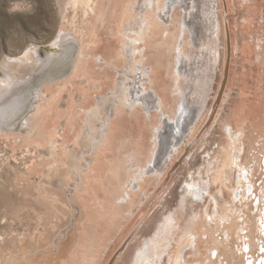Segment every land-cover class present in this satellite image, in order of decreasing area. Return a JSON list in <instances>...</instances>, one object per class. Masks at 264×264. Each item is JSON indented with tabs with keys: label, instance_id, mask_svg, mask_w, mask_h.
Instances as JSON below:
<instances>
[{
	"label": "rangeland",
	"instance_id": "rangeland-1",
	"mask_svg": "<svg viewBox=\"0 0 264 264\" xmlns=\"http://www.w3.org/2000/svg\"><path fill=\"white\" fill-rule=\"evenodd\" d=\"M202 1L205 0H185L183 4L187 10L182 12L179 10L180 16L194 5L192 11L201 19L199 6ZM158 2L162 7L166 0H158ZM212 4L213 8L215 6L213 12L216 14L219 28L216 61L208 54L202 67L200 66L202 60L200 61L195 55L196 50L206 49L204 48L206 45L204 43L207 41L205 22L199 23L204 26L195 27L194 34L197 40L199 39L195 44H199L200 49L189 44L191 42L189 30L183 35L187 55L192 57L194 55V64L192 63L189 69L190 77L181 80L180 85L183 94L185 93L183 95L186 97L185 103L183 105L179 103L178 107V101L172 95L176 55L175 51L170 50L176 44V41L172 40L166 45L167 50H164L167 70L159 75L162 81H156L153 87L160 95H164L165 116H161L157 111H153L149 116L141 109L135 112L124 108L123 117L117 120L120 129L115 136L121 137L119 139L121 141L116 143L110 153H107V158L116 159L117 165L118 162L121 163L120 178L124 176L127 183L121 178L119 180L124 182L117 184V181L110 177L112 185L116 190L117 186H122L123 188L119 187L120 192L130 187L133 189L137 187L136 185L141 181L140 177H143L141 166L151 168L150 151L153 148L155 130L160 126L163 130L159 139L161 144L158 147L164 157H160V160L157 157L154 161L158 166V173L153 175L152 179L148 176L149 178L146 177L145 180L144 177L146 182L140 194L134 196L130 206L122 207L120 216L108 220L107 217L114 214L105 204V212L101 209L104 218L98 220L97 228L88 224L90 235L88 240L82 241L79 238L80 229L85 221L84 214L80 216L76 206L82 202L81 194L77 191L73 193L75 196L71 194L70 202L66 190L74 180L71 172H77L84 162L78 152L88 148L91 133L95 129L93 127H96L93 119L86 118L88 115L86 110L97 105V97L110 96L115 85L118 84L120 72L108 66L104 69H94L91 80L99 81V84L94 83V86L92 81L76 78L72 87L63 90L56 108L48 114L46 127L44 126L47 130L44 128L42 135L37 137L40 144H30L28 138L18 136L19 130H7V133H16L11 138L0 136V264L7 262L62 264L66 259L71 264V252L76 250L78 241L83 243L77 259L78 264H134L138 252L139 256H142L140 259H154V262L159 261L160 264H201L200 259L196 260L200 252L197 249L194 253L193 248L196 240L192 238L191 231L194 228L188 230L185 226L192 212L199 214L198 228L202 221L206 222L207 214L213 211L214 201L211 196L214 194H219L222 202L232 203V199L237 197L235 203L238 206L235 210L237 217H246V213L252 210L250 206H253L255 232L260 231L258 217L260 214L264 216V0H212ZM64 6L66 7V0H0L1 83L7 85L9 82L4 74L7 61L18 59L33 48L49 59L63 50L55 45L59 34L63 30L74 31L69 10L65 11ZM116 12L114 11V14ZM112 27L102 26L97 30L98 37L96 43H93L94 50H90L91 52L106 55L109 48L115 45L117 48L120 47L122 39H115L112 32L115 28ZM84 42L91 43L88 35L84 37ZM117 61L116 68L122 69L124 62ZM103 76L107 78H100ZM27 79L29 77L25 80ZM53 90V86L50 85L48 94ZM85 93L87 96L84 100ZM10 94L11 92L8 93L9 97ZM4 96L7 95L3 94L2 97ZM138 98H142L141 93ZM195 109L198 114L195 113ZM167 115L171 118L175 117L181 124L180 132L176 137L179 139H177L176 151L172 147V139L169 135L171 129L167 124H163ZM73 118H76L74 121L79 119L74 123ZM204 123H207L206 127ZM227 125L231 126L233 136L238 135L234 138L235 141L230 139ZM190 128L193 130L191 131ZM55 131L61 134V138H58L57 150L52 153L46 142L49 134ZM239 131L243 134H239ZM123 139L129 141H122ZM126 141L129 145L124 143ZM137 141L142 145L144 157L140 155V158L138 155L137 158L135 155ZM227 150L230 155L227 154ZM129 152L134 156L130 157ZM235 153H239V156ZM234 157L237 159L234 160ZM224 159L228 161L224 163ZM133 162L135 166L139 163L136 167L141 171L134 167ZM109 167L108 164L107 168ZM129 167L135 168L136 170L132 169V171L136 172L132 174ZM219 170H223V174L227 171L226 185L213 179L216 171ZM128 173H131V177ZM150 176L153 177L152 174ZM238 181L243 185L240 189H238L240 186ZM196 187L202 191L201 197L192 196V191L194 192ZM253 188L260 197L259 204L251 190ZM110 190L107 191L109 196ZM116 190L113 192L115 193ZM106 194L100 195L110 205L112 199ZM243 217L239 218L238 222ZM217 224L218 222L216 225L212 222L208 226L207 239L220 237V228L215 229ZM245 240L246 238L242 237L238 241L242 244ZM139 249L141 250L138 251ZM83 256L86 257L84 263ZM253 263L261 262L253 261Z\"/></svg>",
	"mask_w": 264,
	"mask_h": 264
},
{
	"label": "bare ground",
	"instance_id": "bare-ground-1",
	"mask_svg": "<svg viewBox=\"0 0 264 264\" xmlns=\"http://www.w3.org/2000/svg\"><path fill=\"white\" fill-rule=\"evenodd\" d=\"M184 2L185 0H166V3H164L161 7L158 0H66V7L64 6V10H69V15L71 16L70 22L74 25V31L72 32L63 30L59 34L58 42L55 43V45L57 44L60 49L63 50L55 53L54 56L49 59L43 57L39 50L33 48V50L27 51L22 57L12 61H7L5 64L4 74H6V77H8L9 82L7 85H4L0 82V136L11 138V136H15L16 133H7L6 131L19 130L17 133L18 136H23L25 139L28 138V142H30V144H40L38 142L40 140L37 137L42 135V130L46 127L45 124L48 114L56 108V104L57 102L59 103L58 99L61 98L60 96L61 93H63V90H65L67 87H72L75 84L76 78L79 77L85 79L86 81H92L94 86V83L99 84V81L96 79L95 80L97 82L91 80L94 69H104V67L108 66L110 68L116 69L118 73L120 72V74H118V84L115 85V89L113 92H111L110 96L107 97L101 95L97 97V105L93 106L92 109L86 110L88 114L86 118H90V120L93 119V121H95L96 127H93L95 129L91 133V141L88 148L78 152L79 155L83 157L84 162L80 165L77 172L74 171V173L71 170V173L74 175V180L72 181L71 185H69V189L66 190V196L70 202L72 200L71 194L76 191L77 193L81 194L80 196L82 198V202H79L80 205H75L79 209L78 214L80 216L84 214L86 221H84V223L82 222L83 226L80 229L79 238L82 241L85 239L88 240L90 237L89 230L87 229L89 227L88 224L92 225L94 228H97L98 220L103 216L101 209L104 211V208L106 209V207L107 209L109 207L111 208L114 216L109 215V217H107L108 220H110V218L114 219V217L120 216L122 213V207L124 205L130 206L134 196L140 194L144 182L147 180L146 177L149 176L152 179L154 178L153 175L158 173V166L154 161L157 157L159 160L160 157H164V154L158 147L161 144L159 143V139L161 138V130H163L160 126L159 128L157 127V130H155L156 135H154L153 148L152 150L150 149L151 156L149 165L151 168L140 165L143 172V179L140 177L141 181L138 185H136V188H127V186L124 185L125 188H127L126 191L123 190V192H120L119 189L123 188L122 186H117L118 188L116 190V187L112 185L111 181L114 179L117 181V184L118 182H124L123 180L120 181L121 178L124 177L123 176L120 178L121 163L118 162L119 165H117L116 159L113 160L107 158V153H110L116 143L121 141L119 140L121 137L117 138L115 135H117L119 132L120 123L117 120L120 117H123L125 112L124 108L131 109V111L135 112H137L138 109H141L149 116H151L153 111H157V113L161 116H165V112L163 111L165 107L163 101L164 95H160L159 92L153 87L155 86L156 81H162V78L159 77V75L164 74L167 70L168 64L164 59V54H166L164 53V50H167L166 45L169 43V41H176V44L170 48V50H173L176 53L174 58V87L172 86V89L174 90L172 95L174 98L176 97L178 101V107L179 103L183 105L186 100V97H183L185 93L183 94L184 91H182V86H180L181 80L190 77L189 69L191 68V64H194V55L193 57L187 55V52L185 51L186 42L183 35L189 30L191 32V42L189 44L194 46L196 49H200L201 46L199 44H195L196 41H199V39L197 40L196 35L194 34L196 32L195 27L203 25H199L200 22H205L207 25V27L205 25L206 28L203 27L207 30V32H205L207 33V35L205 34V37H207L205 39L207 41L200 38L201 40L206 41V43L203 42L206 44V47L204 46L206 49L203 48L205 51L196 50L195 55L196 57L200 58V61L202 60L200 62V66H202L206 61L205 57L208 54H210L211 59L213 58L216 61V41L219 28L218 22L216 21L217 18L215 17L216 14L213 12L215 6L213 8L212 0L200 2L199 12L202 16L201 19L196 17L192 11L194 5L191 6L188 12L180 16L179 10H181V12L182 10H187V7H185L183 4ZM113 10L117 11L116 14H114ZM77 17L79 18L76 19ZM102 26L105 28L113 26L115 30H111L114 33L115 39L118 40L121 38L122 41L119 44V48L115 47L117 46L115 45L109 48V52H107L106 55H97L96 53H93L94 51H91L93 49V43H96V38L98 37L97 30ZM87 35L90 38L91 43L84 42V37ZM94 46H96V44H94ZM197 51H199V53ZM117 60L124 62L122 69L118 70V68H116ZM210 65L212 64L210 63ZM95 66L97 67L95 68ZM202 67L199 68L201 71ZM27 77H29V79L25 80ZM100 78L104 79L107 78V76ZM50 85L53 86L54 90L52 93L50 92L48 94V88H50ZM9 92H11L10 97L8 96ZM140 93L142 95L141 99L138 98ZM3 94L7 96L2 97ZM45 94L48 95L46 96ZM86 96L87 93L83 95L84 100L86 99ZM70 108H72V106ZM195 113H197L196 109ZM166 118L167 119H164L163 124H167V126H169L171 129H169L171 131L169 135H171L172 147H174L176 151L175 147L179 140L176 137L178 136L177 133L179 134L180 132L181 124L176 121L175 117L171 118L169 115H167ZM74 119L76 118H73V122L75 123L79 118H77L76 121H74ZM206 120L204 121L206 122ZM205 124L207 123H204V125ZM204 127H206V125ZM45 129L47 130V128ZM226 129L230 133L231 140H234V138L238 136L232 135L233 132L231 126L227 125ZM190 130L192 131L193 128H190ZM52 133L49 134L50 136L48 137L46 144L49 146L50 152L54 153L59 146L58 138H61V134L57 131H55L53 134ZM239 134H243V132H240ZM167 139H169V137ZM125 140L128 139H123L122 141ZM124 143L128 144L127 141ZM232 143L233 142H231V144ZM124 146L126 145L124 144ZM134 146H136V144ZM141 146V143L138 142L136 149L137 151L135 150V155L137 158L138 155L140 158V155H143V148ZM229 146L231 145L229 144ZM171 151L172 149L169 151L170 153L168 152L169 155L171 154ZM128 154H130V152ZM227 154H229V150H227ZM233 154L234 153H232V155ZM238 154L237 156H239ZM132 155L130 154L129 156L131 157ZM168 157L171 159L170 156ZM132 159H130V162ZM142 159L140 160L142 161ZM236 159L237 158L234 160ZM227 161V159H224V163ZM125 162H127L126 159ZM139 163L137 165H139ZM108 164L110 165L109 168H107ZM136 166L134 165L135 168H137ZM135 168L130 169L129 167V170L132 171V169ZM135 170L131 173L134 174V172H136ZM137 170L140 169L137 168ZM131 173H128L129 175H127L130 176ZM226 173L223 174V170L216 171L213 178L214 181L226 185ZM151 174L153 177L150 176ZM110 177L112 179H110ZM106 186L111 188L114 187L115 189H113L116 190V192L114 193V190H110ZM238 186V189H240L243 185L241 182H239ZM227 187L229 186L227 185ZM63 189L65 188H62V190ZM204 189L206 188L204 187ZM229 189L233 190V188L230 187ZM101 190L102 193H107L106 195H108L107 191L110 190L109 194L111 193V195H108L112 199V202H109L110 205L107 204V201L104 197L102 199V195H100L102 194L100 193ZM194 190V192L192 191V196L195 195L196 197H201L202 191H200V189L198 190L197 187ZM251 190L255 198L257 197V203L259 204L261 200L257 195L258 193L254 188ZM239 195L242 196L241 192H239ZM219 197V194H214L211 196L214 201L213 211L212 213L207 214L206 222L202 221L200 223V228L197 227L199 223L197 220L200 218L197 212H192L191 215L189 214L190 217L188 222L186 223V226L184 225L186 227L185 229L188 230L194 228L191 231V234H193L192 238L196 240V244H193L194 253L197 251V249L200 252V255H198L196 260L200 259V261H202V263L199 261L201 264H254L253 261H260V264H264V252L261 251V249H264V216H260V214L258 217V227L260 228V231L257 233L255 232L256 221L252 211L253 206H250L252 210H250L249 213H246V217L241 216L243 219L238 222V219L241 217H237L235 215V210L238 207L235 204L237 197L232 199V203L230 201L222 202L220 200L222 197ZM258 204L256 205L257 210ZM212 222H214L215 225L218 222L217 226H215V229L218 230L220 228L221 235L219 238L214 237L212 239H207L209 230L208 226H210ZM239 225L240 227H238ZM95 233L96 232H94V234ZM218 235H216V237H218ZM242 237L246 238V240L241 244L238 240ZM200 238L201 240H199ZM91 243L89 246H91ZM82 244V242L79 243L78 241L76 250L71 252V264H78L77 259L81 253L80 248L82 247ZM244 248L246 250H244ZM140 250L141 249L138 251ZM139 255L140 254L138 252L135 259L132 256L136 262L138 261V263L135 262L136 264H160L159 261L154 262V259L146 260L143 258L146 261L140 259L142 256L140 257ZM85 259L86 257L83 256V263L85 262ZM5 264L9 263L7 262ZM62 264H69V261L66 259Z\"/></svg>",
	"mask_w": 264,
	"mask_h": 264
},
{
	"label": "snow or ice",
	"instance_id": "snow-or-ice-1",
	"mask_svg": "<svg viewBox=\"0 0 264 264\" xmlns=\"http://www.w3.org/2000/svg\"><path fill=\"white\" fill-rule=\"evenodd\" d=\"M262 252H264V249H261Z\"/></svg>",
	"mask_w": 264,
	"mask_h": 264
}]
</instances>
